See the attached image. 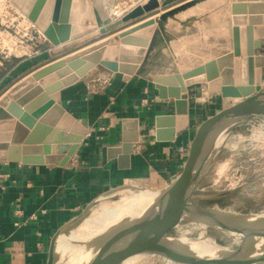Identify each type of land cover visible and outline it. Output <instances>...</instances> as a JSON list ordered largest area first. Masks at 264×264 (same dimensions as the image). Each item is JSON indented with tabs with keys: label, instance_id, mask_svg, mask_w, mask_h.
I'll return each mask as SVG.
<instances>
[{
	"label": "water",
	"instance_id": "obj_1",
	"mask_svg": "<svg viewBox=\"0 0 264 264\" xmlns=\"http://www.w3.org/2000/svg\"><path fill=\"white\" fill-rule=\"evenodd\" d=\"M10 1L43 32L51 44L48 53L55 58L23 75L0 94V161L64 166L79 147L86 127L59 103V97L54 99L52 94L75 83L95 67L120 73L124 79L141 75V66L154 43L155 32L151 28L153 20H145V17L155 13L160 4L158 0H147L121 19L96 28L89 24L95 18L91 0ZM85 2L89 4L88 15L82 19V4ZM237 3L243 7L236 9ZM230 24V50L194 66L191 72H173L152 79L157 97L170 99L173 104V113L154 117V138L157 141L173 140L177 133L188 128V102L181 94L187 92V86L191 84L189 80L194 76L206 85L207 92L231 99L228 106L204 118L193 129L183 149L169 206L129 240L97 251L85 264H118L125 258L141 254L160 255L182 264L264 262V246L255 254L238 257L239 246L206 256L159 245L171 235V229L188 210H197L202 217L211 219L207 225L236 233L240 238L264 232V225L240 229L222 218H213L212 211L226 216L237 215L190 201L200 178L195 180L194 173L203 137L232 117L251 116L264 125V105L261 102L264 91L257 89L264 76V52H260L264 41V0H234ZM130 25L132 27L127 28ZM116 31H120L118 35L109 39L103 37ZM235 98L239 100L234 102ZM126 120L122 119L123 125ZM138 140L137 130L122 132L121 145L115 151L121 167L128 165L133 143ZM52 143L56 144V154H51ZM33 151L38 155H31ZM40 152L43 155H39ZM83 214L81 211L52 235L45 264H54L56 234L76 224Z\"/></svg>",
	"mask_w": 264,
	"mask_h": 264
},
{
	"label": "crops",
	"instance_id": "obj_2",
	"mask_svg": "<svg viewBox=\"0 0 264 264\" xmlns=\"http://www.w3.org/2000/svg\"><path fill=\"white\" fill-rule=\"evenodd\" d=\"M88 9L89 4L83 3L82 19L88 15ZM94 16L90 25L98 27L106 23L101 22L95 8ZM43 47L36 56L16 62L10 68V78L16 81L55 58ZM158 54V58L153 55V61L166 66L167 56ZM98 68L101 67L91 69L75 83L53 94L86 127L79 147L64 166L0 161V174H4L1 179L4 188L0 189V264H45L52 235L96 195L153 172L180 170L192 127V108L187 129L177 133L173 140L157 141L154 117L173 113L172 101L159 99L153 84L139 74L124 79L120 73L111 72L108 86L90 92L88 79L95 71L100 73ZM122 119H127L124 125ZM133 130H138L139 140L133 143L128 165L121 167L115 151L121 145L122 132ZM51 154H56L55 143L51 144Z\"/></svg>",
	"mask_w": 264,
	"mask_h": 264
},
{
	"label": "rangeland",
	"instance_id": "obj_3",
	"mask_svg": "<svg viewBox=\"0 0 264 264\" xmlns=\"http://www.w3.org/2000/svg\"><path fill=\"white\" fill-rule=\"evenodd\" d=\"M138 1L141 0H105V2L104 0H92L96 14L102 23L107 22L110 17L107 6L112 5L114 10L124 9ZM158 1L162 9L161 15L163 17L170 15V17H165L161 21L162 28L155 30L154 43L141 66V76L147 77L151 83L154 73L161 69L165 68V73L184 71L231 48L228 25L231 3L234 0ZM14 18L15 15L7 11L3 6V0H0V30L8 27L11 31L15 30L21 34L22 29L17 24L19 20L12 21ZM15 38L17 41L19 36L16 35ZM156 42L157 45H155ZM49 44L45 43L41 48L44 46L43 48L47 50ZM3 51L5 53L0 48V58L7 54L6 50ZM260 52H264V41ZM158 53L167 56L166 66H160L159 61H153L154 54L157 58L160 57ZM23 59L24 57L19 56V53L11 52L9 58L2 61L0 94L12 84L11 82H14V78H10L12 75H9L10 68ZM101 68L97 70L99 74L95 71L88 79L90 92L102 91L110 83L109 73L111 72L108 70L102 72ZM262 87H264V76ZM184 96L189 97L188 108L189 110L190 107L192 108L190 135L201 120L231 103V99L222 98L219 94L208 93L198 84L192 86L190 96L189 91L185 92ZM238 100L239 98H235L234 102ZM262 125L259 120L247 116L241 118L229 130L219 144L212 149L208 163L202 169L201 176L194 187L193 197L190 200L192 203L237 216L264 212V141L259 137V132L264 133V125ZM164 172H153L150 176L138 179V181L127 182L96 195L82 210L84 211L83 216L90 214L102 203L110 204L126 198L138 188L162 185L177 177L180 170ZM101 195L102 198L99 199ZM182 215L189 220L179 221L171 229V235L202 238L214 242L224 250H233L238 246L239 238L230 232L207 225L208 222L193 217L188 211L183 212ZM77 224L78 222L73 227ZM66 259L67 254L63 255L61 251L55 252L54 264H63ZM141 264L181 263L151 254Z\"/></svg>",
	"mask_w": 264,
	"mask_h": 264
},
{
	"label": "bare ground",
	"instance_id": "obj_4",
	"mask_svg": "<svg viewBox=\"0 0 264 264\" xmlns=\"http://www.w3.org/2000/svg\"><path fill=\"white\" fill-rule=\"evenodd\" d=\"M146 1L147 0H141L135 2L134 4H132V6L124 9L114 10V7L112 5V7L107 6V12L110 17L106 23L121 19L135 6L142 5ZM236 7V9L242 8L243 4L237 3ZM161 10L162 9L159 7L157 8V10H155V13L145 17V20H153V25L151 28H153L154 31L159 27L162 28L161 21H163L165 17H170V15H166L165 17L160 18V15L162 13ZM19 11L22 12L20 9ZM155 23L157 24L155 25ZM129 27L132 26L130 25L127 28ZM228 30L231 36L230 22L228 25ZM120 31H116L113 34H106L103 37L109 39L110 37H112V35H118ZM157 44L158 43L156 42L155 45ZM191 68L186 69L184 71L190 70L191 72ZM182 72L177 73L180 74ZM167 74L168 73L165 72L159 74L157 73L154 74V77H162ZM195 74L196 73H194L193 76ZM189 81L191 82V84L187 86L189 96L190 90L195 84H198L201 89L207 91L206 85L200 82L199 79L195 76ZM257 89H263L264 91V87L261 88V85L257 87ZM181 96L183 97V94H181ZM186 98L188 102L189 97ZM261 102L264 105V92L261 97ZM239 120L240 119L238 117L228 118L223 122L219 123L214 128H212L203 137L198 147L197 158L195 162V180H197L201 176V171L207 165L212 149L219 144V142L227 135L229 130ZM259 135L260 139L264 141V133L259 132ZM175 182L176 177L172 180L163 183L162 185L138 188V190H136L135 192H131L126 198L122 200L110 204L102 203L90 214L87 213L86 215L82 216V218L78 221V224L75 226L77 227V229H74L75 227L70 226L69 228L63 229L56 234L54 239V253L57 251H61L63 255L67 254V259L63 262V264H85L97 251L106 247L118 245L129 240L131 237H133L142 229H144L148 224H150L162 210L169 206L172 196V189L174 187ZM100 198H102V195L99 196V199ZM188 212L191 213L193 217L200 219L201 221H206L208 223H210L211 221V219L209 218L202 217L197 210H188ZM210 215L213 218H222L228 223H231L235 227L241 229L259 227L264 225V212L242 216H226L212 211ZM181 219L189 220L185 219L183 215H181ZM231 234L239 238V247L236 251V256L238 257L249 254H255L264 246V232L246 238H240L236 233ZM159 245L172 249L186 250L196 255L211 256L225 252L224 249L220 248L214 242H210L202 238H190L184 235H168L161 241ZM150 255L151 254H141L130 256L121 260L118 264H141Z\"/></svg>",
	"mask_w": 264,
	"mask_h": 264
},
{
	"label": "built area",
	"instance_id": "obj_5",
	"mask_svg": "<svg viewBox=\"0 0 264 264\" xmlns=\"http://www.w3.org/2000/svg\"><path fill=\"white\" fill-rule=\"evenodd\" d=\"M3 6L7 11L15 15L12 21L19 20L17 24L22 29V33L19 34L15 30L11 31L8 27L0 30V48L3 53H5L3 50L7 51V54L2 55L0 58V65L2 61H6L9 58L11 52L19 53V56H23L24 59L36 56L41 51V46L49 43L48 39L10 0H3ZM16 35L19 36L17 41ZM2 177H4V174H0V189L4 188L1 183Z\"/></svg>",
	"mask_w": 264,
	"mask_h": 264
}]
</instances>
